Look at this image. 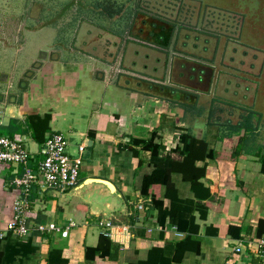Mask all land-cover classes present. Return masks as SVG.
<instances>
[{"label": "crops", "instance_id": "1", "mask_svg": "<svg viewBox=\"0 0 264 264\" xmlns=\"http://www.w3.org/2000/svg\"><path fill=\"white\" fill-rule=\"evenodd\" d=\"M95 7L65 4L55 14L46 2H0V134L24 143L33 168L46 137L62 133L68 153L81 157L78 183L104 179L119 194L97 184L78 192L33 185L29 233L5 231L0 264H260V52L247 65L225 35L177 28L157 42ZM153 133L164 147L156 154L138 145ZM224 146L237 147V157L209 156ZM21 172L0 164L1 229ZM100 220L112 222L109 234ZM47 222L73 224L63 237L36 229Z\"/></svg>", "mask_w": 264, "mask_h": 264}, {"label": "rangeland", "instance_id": "2", "mask_svg": "<svg viewBox=\"0 0 264 264\" xmlns=\"http://www.w3.org/2000/svg\"><path fill=\"white\" fill-rule=\"evenodd\" d=\"M17 7L51 4L57 14L66 5L93 4L100 8L102 17H116L122 21L126 33H131L135 17L158 18L176 24L178 31L194 35L217 33L227 37L229 49L239 53V60L248 65L259 54L260 67L264 65V0H0ZM84 3V4H83ZM13 8V7H12ZM65 13V12H64ZM116 15V16H115ZM214 30L215 32H212ZM211 31V32H210ZM218 34L219 36H222ZM195 38V37H194ZM130 41V40H128ZM232 52V53H233ZM253 56V58H252ZM252 68L254 63H250ZM257 68V67H256Z\"/></svg>", "mask_w": 264, "mask_h": 264}, {"label": "built area", "instance_id": "3", "mask_svg": "<svg viewBox=\"0 0 264 264\" xmlns=\"http://www.w3.org/2000/svg\"><path fill=\"white\" fill-rule=\"evenodd\" d=\"M68 140L62 133L49 134L41 148V159L31 168L28 165L30 151L24 143L17 139L0 134V164L5 166L22 167V172L16 175L12 182L19 191L12 204L13 217L6 223L5 229L0 228V239L4 238L5 231H9L18 237L28 235L29 228L26 224V218L29 211V195L33 185H37L42 190L53 189L60 192L69 190L78 183L81 157L72 156L67 151ZM85 148L84 144L78 146V152L81 153ZM16 170V169H15ZM17 173V170L15 171ZM138 210L144 209L143 201L136 204ZM68 224L64 228L58 227L54 222L45 224H36L39 231H60L61 236H67ZM98 226L103 234H109L112 227L110 220L98 221ZM240 251V247L235 248ZM259 263L264 264V238L258 241Z\"/></svg>", "mask_w": 264, "mask_h": 264}, {"label": "flooded vegetation", "instance_id": "4", "mask_svg": "<svg viewBox=\"0 0 264 264\" xmlns=\"http://www.w3.org/2000/svg\"><path fill=\"white\" fill-rule=\"evenodd\" d=\"M160 21L163 22V24H159ZM131 25H132L131 26L132 33L148 38L150 40L154 39L157 42H163L164 36H168V35L172 36L175 32V28L177 27L176 24L175 25L170 24L169 22H166L158 18H148L147 20L145 18H140V17L138 18L135 17ZM211 31L215 32L214 30H211ZM183 33L188 34L189 36L193 34L191 32L179 31V34H183ZM206 35H209V34H206Z\"/></svg>", "mask_w": 264, "mask_h": 264}, {"label": "trees", "instance_id": "5", "mask_svg": "<svg viewBox=\"0 0 264 264\" xmlns=\"http://www.w3.org/2000/svg\"><path fill=\"white\" fill-rule=\"evenodd\" d=\"M150 87L154 86L153 83H149ZM185 136L187 135H184V134H181L179 136V141H183L185 140ZM156 135L155 133H153L150 138L146 139V140H142L140 141V143L138 145H140L142 147L143 150H149L151 151V153H158V151L160 150H163L164 147L161 145V144H157L154 142V139H155ZM224 147H222L219 151H211L209 153V156L211 158H224V159H235L237 157V147L232 149V152L231 154L229 153H226L224 151ZM232 148V146H231ZM255 157H258L259 159V162H260V168L263 169L264 168V155H258V154H254ZM263 221L261 220L260 223H262ZM260 229V228H259ZM260 233V231H259Z\"/></svg>", "mask_w": 264, "mask_h": 264}, {"label": "water", "instance_id": "6", "mask_svg": "<svg viewBox=\"0 0 264 264\" xmlns=\"http://www.w3.org/2000/svg\"><path fill=\"white\" fill-rule=\"evenodd\" d=\"M88 184L101 185L105 189H107V191H109V193L112 196H118L119 195L118 192L116 191L114 185L111 182L104 180V179H100V178H87V179L81 181L80 183H77L72 188H73L74 192H78L79 190H81V188H83L84 186H86Z\"/></svg>", "mask_w": 264, "mask_h": 264}]
</instances>
